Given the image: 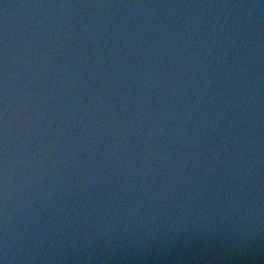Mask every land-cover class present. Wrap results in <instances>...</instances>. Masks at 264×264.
I'll list each match as a JSON object with an SVG mask.
<instances>
[{
	"label": "water",
	"instance_id": "water-1",
	"mask_svg": "<svg viewBox=\"0 0 264 264\" xmlns=\"http://www.w3.org/2000/svg\"><path fill=\"white\" fill-rule=\"evenodd\" d=\"M0 264H264V0H0Z\"/></svg>",
	"mask_w": 264,
	"mask_h": 264
}]
</instances>
